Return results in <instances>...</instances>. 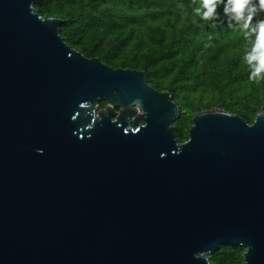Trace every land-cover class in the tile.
Wrapping results in <instances>:
<instances>
[{"label": "water", "instance_id": "water-1", "mask_svg": "<svg viewBox=\"0 0 264 264\" xmlns=\"http://www.w3.org/2000/svg\"><path fill=\"white\" fill-rule=\"evenodd\" d=\"M40 1L0 0V264H206L221 245L264 264V109H202L179 141L171 93L85 57ZM136 99L147 127L126 135ZM100 100L119 127L78 107Z\"/></svg>", "mask_w": 264, "mask_h": 264}, {"label": "trees", "instance_id": "trees-1", "mask_svg": "<svg viewBox=\"0 0 264 264\" xmlns=\"http://www.w3.org/2000/svg\"><path fill=\"white\" fill-rule=\"evenodd\" d=\"M35 7L40 15L59 18L64 41L85 57L144 71L153 88L170 92L181 109L173 121L179 141L187 139L192 116L202 109L222 108L248 123L264 109V79L249 80L243 59L251 43L229 27L223 5L219 20L208 22L192 13L201 0H41ZM105 104L100 100V108ZM243 251L221 245L209 260L240 264Z\"/></svg>", "mask_w": 264, "mask_h": 264}, {"label": "clouds", "instance_id": "clouds-1", "mask_svg": "<svg viewBox=\"0 0 264 264\" xmlns=\"http://www.w3.org/2000/svg\"><path fill=\"white\" fill-rule=\"evenodd\" d=\"M223 5V13L228 18V25L230 28H238L245 34V39L248 43H251V50L246 51L243 57L244 61L249 66L250 74L248 79L258 82L264 73V18H257L261 13H264V0H201V7H194L192 9L193 16H198L201 20L215 21L219 20V13L217 12L218 6ZM177 8L184 10V15H187L185 5L179 3ZM29 12L31 15H35L36 18L41 21H50L38 14L35 2L29 3ZM195 22V21H194ZM254 36V40L251 39ZM115 94V93H114ZM80 109L86 110L85 114H90L92 122L101 120L100 113L104 112L107 115V110L112 109L115 113L111 117V123H117L120 113L124 110L125 106L114 107L109 103L107 108L103 111H97L99 105L96 103L94 106L91 102L85 101L78 106ZM134 115L127 117L128 127L123 129L124 134H138L141 129L147 127L145 120H140L139 124H135L134 121L138 117H147V112L143 110L142 101L140 99L134 100L131 105L127 106ZM121 109L120 112H115L114 109ZM72 120H76V116L72 117ZM117 126L120 125L117 123ZM88 129L93 128V123L87 125ZM38 153H42L41 149H37ZM175 154H179L177 151ZM163 157V153L161 154ZM210 252L199 251L194 253L193 258L196 260H204L206 264H211L209 260Z\"/></svg>", "mask_w": 264, "mask_h": 264}, {"label": "rangeland", "instance_id": "rangeland-1", "mask_svg": "<svg viewBox=\"0 0 264 264\" xmlns=\"http://www.w3.org/2000/svg\"><path fill=\"white\" fill-rule=\"evenodd\" d=\"M260 18H262V15L261 16H259ZM100 102V101H99ZM98 105H99V103H98ZM106 105V104H105ZM105 107V106H104ZM104 107H102V108H104ZM102 108H100V106L98 107V109L97 110H100V109H102ZM115 111H118L119 110V108H116V109H114ZM133 115V114H132ZM131 116V115H130Z\"/></svg>", "mask_w": 264, "mask_h": 264}]
</instances>
